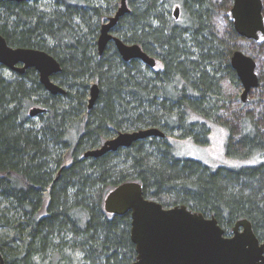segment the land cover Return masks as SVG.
<instances>
[{
	"label": "trees",
	"instance_id": "obj_1",
	"mask_svg": "<svg viewBox=\"0 0 264 264\" xmlns=\"http://www.w3.org/2000/svg\"><path fill=\"white\" fill-rule=\"evenodd\" d=\"M52 1L42 10L0 0V34L11 46L52 54L65 86L52 95L32 69L0 74V227L12 230L11 238L0 233L5 264H68L67 251L82 254L77 264L132 263L130 212L104 208L107 193L125 181L139 182L163 207L215 217L225 232L246 219L264 241V41L238 35L232 0H127L129 12L112 32L152 55L154 68L122 60L111 42L97 54L100 23L120 0ZM235 50L255 59L259 82L242 109L230 110L222 83L240 86L230 65ZM90 79L99 92L88 108ZM34 105L46 109L38 124L28 115ZM215 123L227 131L225 153L247 163L212 168L175 153V131L203 144ZM147 127L165 137L83 157L106 137Z\"/></svg>",
	"mask_w": 264,
	"mask_h": 264
},
{
	"label": "water",
	"instance_id": "obj_2",
	"mask_svg": "<svg viewBox=\"0 0 264 264\" xmlns=\"http://www.w3.org/2000/svg\"><path fill=\"white\" fill-rule=\"evenodd\" d=\"M261 10L262 0H233L230 12L238 34L257 38L258 31L264 33ZM128 12L127 0H120L114 14L100 26L98 52L102 54L111 41L122 60L138 59L153 67L155 59L138 44L126 43L111 32L119 18ZM178 12L177 6L174 9L175 16ZM19 63L22 67L17 66ZM0 64L17 72L34 67L46 90L52 94L65 92L49 78L50 74L60 70L59 62L43 50L11 47L0 35ZM230 65L243 87L241 99L247 102L248 92L258 84L255 62L241 50H235L231 54ZM98 92L97 83H92L88 107L93 106ZM43 111L41 107H33L29 115L34 116ZM153 136L164 137L165 133L157 127L118 132L101 146L84 151L83 157H98ZM104 208L118 215L130 212V238L137 253L131 264H264V241L257 238L251 223L246 219L237 220L230 235H226L215 217H206L185 205L163 207L161 203L146 198L142 185L136 181H125L111 189L104 199ZM0 264H5L1 252Z\"/></svg>",
	"mask_w": 264,
	"mask_h": 264
},
{
	"label": "rangeland",
	"instance_id": "obj_3",
	"mask_svg": "<svg viewBox=\"0 0 264 264\" xmlns=\"http://www.w3.org/2000/svg\"><path fill=\"white\" fill-rule=\"evenodd\" d=\"M30 3L36 5L39 9L42 10H49L51 7H53L52 0H37L35 3L34 2H30ZM112 14H114V12ZM102 23H100V25ZM155 67H159V64H157ZM0 74L5 76L6 78L13 77V72H11L6 68L0 69ZM92 82L94 81L91 79L89 83L91 84ZM222 87H223L222 88L223 97L226 98L227 104L231 106L230 110L242 109L244 105H243V101H241L240 95L243 91V87L239 86V88H237L232 83L226 80L223 81ZM250 97L252 96L250 95ZM87 99L88 97H86L85 101ZM31 119L37 122V124L39 123V117L34 116L31 117ZM178 134L179 132L175 131L172 134L173 136H169V138L172 140L175 139V144L173 143L175 153H177L182 157H190V158L198 159L212 168H215L220 165L230 166V165H240L243 163H247V161L245 160L231 158L225 153L227 131L224 127H222L217 123L210 125V133L208 139L203 144L195 143L190 139L175 138V136H177ZM111 138H113V136L106 137L105 140ZM105 140H102L99 143L98 147L102 145ZM0 233L5 234L9 238H11L12 236L11 228L0 227ZM226 235H230V232L227 233ZM66 254H68L69 257L71 258V261L68 264H77L78 261L81 259V255H82L79 252H72V251L71 252L67 251Z\"/></svg>",
	"mask_w": 264,
	"mask_h": 264
},
{
	"label": "flooded vegetation",
	"instance_id": "obj_4",
	"mask_svg": "<svg viewBox=\"0 0 264 264\" xmlns=\"http://www.w3.org/2000/svg\"><path fill=\"white\" fill-rule=\"evenodd\" d=\"M12 1V0H11ZM15 1V0H14ZM37 0H30V1H26V2H36ZM232 4H233V0H232ZM232 4H231V7H232ZM178 5H176L175 7H177ZM175 7L172 9V15L175 17V18H178L179 17V12H178V14H177V16H175V13H174V9H175ZM231 7H230V9H231ZM178 8H179V6H178ZM264 8H263V1H262V10H261V13H262V20H263V26H264V10H263ZM179 11H180V9H179ZM115 12V11H114ZM112 15V14H111ZM110 15V16H111ZM230 16H231V12H230ZM108 19V18H107ZM107 19L105 20V21H107ZM231 19H232V17H231ZM104 21V22H105ZM103 22V23H104ZM233 22V21H232ZM102 23V24H103ZM101 26V25H100ZM114 28V27H113ZM113 28H112V30H113ZM235 29V28H234ZM112 30H111V32H112ZM99 31H100V28H99V30H98V35H99ZM236 31V30H235ZM237 32V31H236ZM113 33V32H112ZM238 33V32H237ZM1 36H2V34H0ZM115 35V34H114ZM238 35H240V34H238ZM241 36V35H240ZM243 37V36H242ZM97 38H98V36H97ZM97 38H96V40H95V44H96V52H97V54H99V52H98V47H97ZM244 38H246V37H244ZM5 39V38H4ZM246 39H250V40H252L253 42H255V43H259V42H261V41H264V33L263 32H261V31H258L257 32V38H246ZM5 41H6V39H5ZM109 42H111V41H109ZM108 42V43H109ZM6 43H7V41H6ZM111 43H113V42H111ZM8 44V43H7ZM9 45V44H8ZM9 46H11V45H9ZM11 47H24V46H11ZM25 48H33V49H37V50H43V51H45V52H47L46 50H44V49H40V48H37V47H28V46H26ZM242 51V50H241ZM243 52V51H242ZM47 53H49V52H47ZM243 53H245V52H243ZM50 54V53H49ZM148 54V53H147ZM246 54V53H245ZM52 55V54H51ZM100 55V54H99ZM150 55V54H149ZM248 55V54H247ZM53 56V55H52ZM150 56H152V55H150ZM250 56V55H249ZM54 57V56H53ZM153 57V56H152ZM230 57H231V55H230ZM251 57V56H250ZM55 58V57H54ZM154 58V57H153ZM253 60H254V62H255V73H256V75H257V78H258V82H259V75H258V73H257V70H256V68H257V62L255 61V59L253 58V57H251ZM56 59V58H55ZM155 59V58H154ZM57 60V59H56ZM58 61V60H57ZM140 61V60H139ZM59 62V61H58ZM141 63H143L142 61H140ZM59 64H60V62H59ZM158 64V62L156 61V59H155V65L153 66V67H150V68H154L156 65ZM1 65V64H0ZM143 65H145V66H148V65H146L145 63H143ZM17 66L18 67H22V64H17ZM2 68H6V69H8L7 67H5V66H3L2 65ZM29 69H32L33 71H34V74H36L37 75V79H38V82L40 83V84H42L41 82H40V76H39V72L34 68V67H27V68H25L24 69V71L23 72H17V71H15V70H12V69H8V70H10L11 72H13V77H15L16 75H22L26 70H29ZM61 71V65H60V70L59 71H57V72H54V73H52V74H50L49 75V78H50V80L51 81H53L54 83H56L57 85H59V86H61L64 90H65V86H63V85H61L60 84V82L57 80V78H56V75L59 73ZM12 77V78H13ZM238 78V77H237ZM91 80V79H90ZM90 80H89V82H90ZM93 80V79H92ZM239 80V79H238ZM94 81V80H93ZM92 83H96L95 81L94 82H92ZM91 83V84H92ZM239 83H240V81H239ZM90 84V85H91ZM42 86L44 87V85L42 84ZM240 86H241V83H240ZM257 86H258V84H257ZM257 86L256 87H253L249 92H248V101L247 102H249L250 100H251V98L253 97V91H254V89H256L257 88ZM90 88V87H89ZM44 89H45V87H44ZM46 90V89H45ZM49 94H52V93H50L48 90H46ZM88 94H87V96L86 97H88V99H89V90H88V92H87ZM57 94H61V95H63V94H65V92L64 93H57ZM57 94H52V95H57ZM250 95L252 96V97H250ZM240 98H241V95H240ZM88 99L86 100V106L88 107ZM241 101H242V99H241ZM247 102H243V103H247ZM94 105V104H93ZM33 107H41V108H43L44 109V111L43 112H40V113H38V114H36V115H34V116H37V117H39V115L40 114H43L45 111H46V109L44 108V107H42V106H39V105H34V106H32V107H30L29 108V110L31 109V108H33ZM88 108H91V107H88ZM29 110H28V115H29ZM34 116H30L29 115V117L31 118V117H34ZM158 128V127H157ZM159 129V128H158ZM161 130V129H160ZM115 136V135H114ZM113 136V137H114ZM153 137H156V136H153ZM158 137V136H157ZM165 137V136H164ZM108 140V139H107ZM106 141V140H105ZM104 141V142H105ZM103 142V143H104ZM101 146V145H100ZM98 147V146H97ZM219 224V223H218ZM235 224V223H234ZM234 224H233V226H234ZM232 226V227H233ZM232 229V228H231ZM224 230V229H223ZM231 231V230H230ZM229 231V232H230ZM224 232H225V230H224ZM229 232H225V234H227V233H229ZM135 261V260H134ZM131 264V263H130Z\"/></svg>",
	"mask_w": 264,
	"mask_h": 264
}]
</instances>
